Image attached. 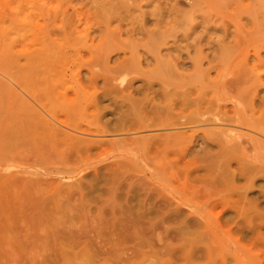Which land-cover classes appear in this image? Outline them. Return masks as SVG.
Returning a JSON list of instances; mask_svg holds the SVG:
<instances>
[{
  "label": "rangeland",
  "instance_id": "374dc122",
  "mask_svg": "<svg viewBox=\"0 0 264 264\" xmlns=\"http://www.w3.org/2000/svg\"><path fill=\"white\" fill-rule=\"evenodd\" d=\"M65 27L71 31L68 35L64 34ZM2 35L5 39L0 58L7 56L5 52L9 50L37 52L45 45L51 47V39L69 37L71 47L66 52L75 51V54L67 59L66 78H70L73 71L79 72L86 85L85 92H79L82 89L73 81L61 90H55L54 95L67 91L69 97L81 94L87 99L99 98L98 105L87 103L86 106H73L63 95L52 99L50 107L55 112L71 114L83 128L62 125L64 130L101 142L102 147L98 150L104 149L101 152L96 149L91 156L86 154L81 158L76 154L69 157L51 154L32 168L46 175L19 171L21 162L33 157V153L27 151L29 146L25 144L17 149V144L9 141L8 132L0 125V180L42 177L55 185L73 188L70 206L56 209L50 213L51 218L44 220L50 228L68 229L71 233L74 231L72 234L84 229L94 236L93 227L109 230L111 223L128 216L130 210L132 212L133 205V210L145 208V213L141 211L145 215L141 219L148 224L151 220V225L154 222L151 229L156 230V235L152 240L158 242L156 237L160 233L163 238L164 233L166 236L173 234L176 226H180V220L173 214L176 208L185 210L183 218L193 214L194 218L198 211H206L207 221L214 228L208 237L198 239V246H209L213 260L218 263L225 258L230 264H257L258 251L253 249L252 241L244 237L243 232L251 234V225L258 229L261 220L254 219L251 212L239 215L236 210L243 208L247 201L264 207V177L258 175L248 186L246 178H236L238 180L233 184L237 183L239 190L248 187L247 194H243L245 202L243 196L239 201L237 191L231 190L230 202L227 199L225 203L224 195L230 190L222 192L221 189V195L214 194L211 199L212 202L222 198L213 207L210 203L205 204L202 192L213 188L207 174L220 175L223 169L222 157L218 155L221 148L215 140L206 138L207 131L228 127L236 135L250 133L264 139L259 130L236 121L253 117L264 120V0H0ZM123 63L130 64L129 70L120 73L125 80L105 86V75L110 73V66ZM96 72L99 73L98 87L87 86L88 77ZM3 75L1 72L0 78L11 83ZM148 76L152 77V83ZM160 78L168 81L169 86ZM184 78L187 81L180 82ZM172 81L178 82L176 86L170 84ZM11 85L20 93V99L24 97L33 102L24 89L23 93L18 85ZM123 86L136 101L134 108H128V99L124 104L122 95L118 96L120 101L117 103L113 101L114 94H107L108 90L126 93ZM12 92L16 95L14 90ZM0 106L8 109L7 104ZM141 123H147L146 128L141 127ZM115 126L117 130H114ZM166 136H172L173 141L161 148L147 144ZM139 138L146 142L144 146ZM120 164L124 169L116 178V193L97 191L89 197L99 175L102 182L110 180L111 173L108 172ZM232 165L228 167L229 171L237 172L239 165L236 161ZM233 180L224 175L222 181L228 185ZM112 183H102V187L107 190ZM6 184L0 185V221L7 220L15 228L8 230L0 226V243L9 242L7 248L0 247V264H77L62 258L58 243L63 241V235L57 232L55 236L54 230L46 233L40 227L35 228L38 224H33L32 206L24 202V192L21 196L17 187L13 191L16 194L11 196ZM79 185L83 193L77 190ZM221 185L219 188L226 187ZM130 197L134 199L132 204ZM55 207L51 205L50 209ZM111 208L116 211L112 212ZM249 217L253 218L250 223ZM261 230L264 233V226ZM48 237L51 240L46 239ZM173 241L178 245L177 240Z\"/></svg>",
  "mask_w": 264,
  "mask_h": 264
},
{
  "label": "bare ground",
  "instance_id": "6f19581e",
  "mask_svg": "<svg viewBox=\"0 0 264 264\" xmlns=\"http://www.w3.org/2000/svg\"><path fill=\"white\" fill-rule=\"evenodd\" d=\"M45 26L47 27L46 24ZM76 31H78V29H76ZM69 32L71 31L65 27L64 34L68 35ZM51 33H52V30H51ZM68 38L69 37L65 36L63 38L51 39V41H53V42L50 41V45H52L51 47H48L45 45L42 47V50L37 51V52H27L26 53V52H23L21 50H16V49L9 50L5 52V55L7 56H3V57L1 56L0 58V71L4 74L3 76L4 77L7 76L8 77L7 79L10 80L11 83L18 85V88L20 90L24 89L26 93H28L30 98L33 100V102L35 103L33 104V102L29 101L28 99L24 97H21L20 99V96H19L20 93H18V91L14 89L13 85H11L9 81L6 82L7 80L5 81L4 79L0 78V92H1L0 97L1 96L3 97V99H1L0 104L4 106H6L7 104V107H8V109H6V107L0 106L1 109L4 108V110L2 109L3 111H1V115H0V125H2V127H4V130L8 132V135L11 138V140L9 141H12L14 144H17L15 145L17 146L16 147L17 149L18 147L22 146V144H25L26 146H29L27 147V151L29 150L28 152L33 153V157L29 156L30 159H28L27 161L21 162L22 163L21 170H19L21 172H27V173L35 174V175L45 174L43 172L42 173L38 171L35 172L32 170V168L40 165L41 162L44 161L46 157L51 154H56L59 156L66 155L67 157L76 154L81 158V157H86V154H89L91 156L94 150L97 149V151H100L98 149H101L102 147L101 142L99 143V142L93 141L92 139L89 140V138L75 136L67 132L66 130H64L62 128V125H64V127L67 126V128H69V126L79 128V129L82 127L74 120L71 114H68V115L60 114V113L55 112L50 107V104L53 101L52 99L55 97H62V95L63 97L65 96L64 100H66V102L68 103H71L73 106H80V105L86 106L87 103H93V104L98 105L99 103V98H96V97L94 98L90 97L87 99L86 96H81V94L77 97H69V95L67 96L68 94L67 91L65 92L58 91L59 92L58 94L60 95L57 94V96H55L56 93L54 95L55 90H61L64 86L68 84V82L70 83L73 81L76 82L77 87L82 89V90H79V92H83V93L85 92L86 85L83 84V80H81L82 77L79 76L80 75L79 72L73 71L70 74V78H66L68 70L65 68V65L67 63V59L70 56H73L75 54V51L66 52V49L71 47V44H70L71 42L69 41ZM159 38L161 39V37ZM3 39H5V37L3 35L0 36V49L3 46ZM7 52H10V54ZM80 64L82 65V62H80V57H79L78 65L80 66ZM129 65L128 63H123L120 65L116 64L114 65V67L110 66L111 68H109V66L108 67L106 66L107 68L105 69L109 68L110 70L109 69L108 70L110 73L106 70L104 71L105 73H109L105 75V81L107 83V84L105 83V86L107 85L109 86L113 82L115 83V81L117 80H121V81L125 80V77L124 76L121 77L120 73L123 72L124 70L125 71L129 70L128 69ZM94 73L90 74V76L88 77L87 82L89 84L87 86L90 85L93 87H98L97 83L99 81L97 79H98L99 73L98 72H96V74ZM147 78L149 80V83L153 82L151 76H148ZM160 79L163 82H165L164 85L169 86L168 81L162 78ZM186 81L187 79L184 78L180 82L185 83ZM177 83H178L177 81H172V83L170 84H174L176 86ZM124 88L122 89L124 90ZM13 90L16 92V95L14 96L12 92ZM24 90L22 91L23 93H24ZM166 90L167 89H165V91ZM110 91L108 90L107 94L112 93L115 95V97H113V101H116L118 103L120 100L118 101L117 98L118 96L122 95V97L120 98L123 101H125V103L122 101L124 104H126V102L128 101L130 102V106L128 107L129 109L134 108L136 106L135 105L136 101L133 100L131 92L127 93V89H126V93L120 90L116 92H110ZM126 99H128V101ZM188 103H191V102H188ZM126 113H129V112H126ZM209 113L207 112V114ZM128 115L129 114H127L126 116ZM200 118L198 117L199 120ZM203 121H206V119L203 118ZM236 121L242 124H245L247 126L249 125L252 127V129L255 128L259 130L258 131L259 134L264 136V120H259V118L253 117L252 119L240 118L238 120L236 119ZM142 123H141V127L146 128L147 123L145 124H142ZM150 125H153V124H149V126ZM107 127L109 128V126H106V128ZM114 130H117V127ZM85 131L88 132L89 130L85 129ZM206 138H208L209 140L210 139L215 140L216 141L215 143L220 146L221 153L220 152L219 153L217 152V153L218 155L220 154V156L222 157L221 160L223 161V163L221 164V166L223 167V169L220 175H213L212 173L207 174L206 176L207 179L212 180L211 185L213 188L208 191L202 192L203 198L205 200V204L210 203L213 205V207L214 206L216 207L218 204L217 200L218 199L221 200L222 198H218L216 201L214 200L212 202H211V199H213L214 194H219V192H221V189H222V192H224L223 190H226V191L230 190L227 195H224L225 199L223 201L225 203H227L228 198L232 197L230 195L232 191L233 192L237 191L236 193L239 195L238 197L242 198L243 194L245 193L247 194L245 190H247L246 188H248L247 187L248 185H252V181L254 178H256L258 175H261L262 177H264V139L261 137L254 136L252 134L250 135V133L248 134L238 133V135H236L234 133V130L228 127L217 129V130L213 129L209 132L207 131ZM139 140L142 146L146 144L144 140H141L140 138ZM171 141H173V137L166 136L162 140L160 139L155 140V142H152V140L148 141L147 144L148 145L152 144L156 148H161L160 146H165V143H170ZM103 149L101 151H103ZM234 161H236L239 167L237 166L238 167L237 172L233 171L231 173L228 167L233 166L232 163ZM211 168L212 167L208 169L209 172H211ZM106 169H110V168H106ZM123 169H124L123 164L117 165L114 169H112V172H108V173H111L109 175L110 180H105L103 182L101 181V177L99 175V177L97 178V181L91 187L92 188L91 194L88 196L93 197V194H96L98 192L103 193L102 191H108L110 194H115L117 190L116 185H115L117 183L116 178L118 176L120 177V174L122 173L121 170ZM224 175L225 177L226 176L230 177V180L234 179L235 181L233 180L231 181L232 182L231 184L227 183L228 185H226V183H223L222 181ZM239 177L247 179L245 183L247 186L244 185L245 188L243 187V185L241 186L244 189V190L242 189L244 193L243 191L239 190L241 189L240 186H239V189L238 187H236L237 183H235L236 185L233 184L234 182H237L238 179L236 180V178H239ZM225 180L227 179L225 178ZM108 182H114V183H112L113 185L108 187L107 190H104V187H102V183L108 184ZM5 183H7L6 186L9 187L8 191L10 192L11 196L16 194V193L13 194V191L17 187L21 191V196H22V193L24 192V198H23L24 202L27 204H31L32 206L33 224L34 225L38 224L35 228L40 227L41 229H43V232L45 231L46 233L48 232L52 233V231L54 230L55 236L57 232L63 235L61 238L63 239V241L59 242L58 244H60L59 245L60 253L62 254V258L65 260V262H70V263L73 262L77 264H94V263H98V264H230L229 261L225 258H223L220 263L216 262L215 260H213L212 253H211L212 250L210 249L209 246L201 247V246H198L197 244L200 239H202L203 237H206V235L209 234L214 228V225H211L209 221H207L209 217L207 219V215L205 214L206 211L205 212L198 211V213L195 214L196 216L194 218H193L194 214L193 216L190 215L188 217L187 215L185 218H183V213H185L184 212L185 210L176 208L173 214H175L174 218L176 217L177 220H180V223H181V224L179 223L180 226L178 227L176 226V229L173 234L170 233L166 236L165 233L163 232L164 233L163 238H161L162 236L160 233V236L156 237L158 242L154 241L155 239L152 240L153 238H155L154 235H156L154 234L156 230L153 232L152 231L153 228L151 229L152 226L154 227L153 225L154 222L151 225L152 223L151 220H150L151 222L149 221L150 224H148V223H143L141 219V217L145 216V215H142V212H144L143 210L145 208H143V210L141 209L133 210V205L131 206L132 208L129 207L132 209V212H130L131 210L128 209L130 210L129 211L130 217L128 213V216L126 215L125 217L120 218V220L111 223L109 230L105 228L99 229L97 227L92 226L93 229L91 231L92 233L94 232V236H90L88 233V230L85 231L84 229L83 230L80 229L81 232L77 231L78 232L77 234L75 233L72 234L74 231L71 233V230H68V229L55 230L54 228H50L51 226L46 224L44 220H46L47 218H51L49 217L50 213L55 211L56 209L62 210L70 206L69 203L72 200L71 196L74 193L73 188H70V187L65 188V186L63 185L61 186L60 184L55 185L53 184V182H50L48 181V179L42 178V177H39V178H23L22 177L20 179L5 178V179L0 180L1 186H3ZM221 184H225L226 187L219 188V185L222 186ZM77 190H80L81 193H83L80 185L77 186ZM135 192H137V190H135ZM121 194H119V196H121ZM219 195H221V193ZM244 197L245 196H243V202H245ZM241 198L239 199V201L241 200ZM228 201L230 202L229 199ZM129 202L131 204L134 203L133 197L129 198ZM244 204L245 206L243 208H237L236 210L237 213L239 215H244L247 212H251L252 215H255L253 217L254 219L259 218L261 220L260 223L264 224V220H263L264 219L263 218L264 207H260L259 204L254 205L255 203H253V201H247ZM51 205H55L56 206L55 209H50ZM111 211L115 212L116 210L114 208H111ZM124 212H125L124 214H127L126 211ZM147 212L148 211H146V214H148ZM5 213H8V212H5ZM0 214H1V211H0ZM220 215H222V213H220ZM146 216L149 218H152L150 215H146ZM250 217H249V223L250 221H253L252 220L253 218L250 219ZM21 218L23 219V217ZM145 218H144V221H145ZM14 220L16 222V219ZM21 220L19 222H21ZM164 222L166 224V219ZM260 223L258 225V229L255 228V225L254 226L251 225V228H250L251 234H249L248 232H243V233H244V237H249V239L252 241L253 249H256L258 251L256 253V257L258 259L256 261L257 264H264V233L261 232L262 231L261 226H264V225H261ZM0 226H1V229L5 227L8 230L12 229L13 227L15 228V225L12 226L11 224H9L7 220H1ZM157 226L159 225L157 224L156 227ZM163 227L165 229L164 231L166 232L167 230L166 227L165 226ZM91 231L89 232L91 233ZM152 232H153V235H152ZM49 237L46 239L51 240V238ZM170 239H172V241ZM173 240H177V242H179L178 245L173 244L172 242H175ZM207 240H210V239L207 238ZM49 243L51 242L49 241ZM154 244L155 246H159V247L154 248L155 247ZM8 245H9V242L0 243V247L2 248H7ZM49 246H53V245L49 244Z\"/></svg>",
  "mask_w": 264,
  "mask_h": 264
}]
</instances>
